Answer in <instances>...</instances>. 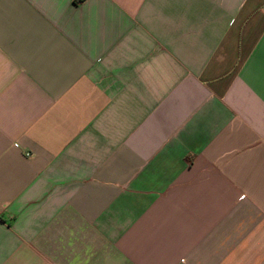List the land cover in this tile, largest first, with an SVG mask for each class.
I'll return each instance as SVG.
<instances>
[{
    "label": "crops",
    "instance_id": "1",
    "mask_svg": "<svg viewBox=\"0 0 264 264\" xmlns=\"http://www.w3.org/2000/svg\"><path fill=\"white\" fill-rule=\"evenodd\" d=\"M0 264H264V0H0Z\"/></svg>",
    "mask_w": 264,
    "mask_h": 264
}]
</instances>
